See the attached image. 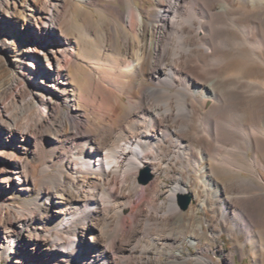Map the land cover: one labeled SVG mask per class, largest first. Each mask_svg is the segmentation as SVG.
<instances>
[{
	"label": "bare ground",
	"instance_id": "bare-ground-1",
	"mask_svg": "<svg viewBox=\"0 0 264 264\" xmlns=\"http://www.w3.org/2000/svg\"><path fill=\"white\" fill-rule=\"evenodd\" d=\"M123 1L0 0V198L37 192L0 202V263L217 264L205 224L263 253L264 0Z\"/></svg>",
	"mask_w": 264,
	"mask_h": 264
},
{
	"label": "rangeland",
	"instance_id": "rangeland-1",
	"mask_svg": "<svg viewBox=\"0 0 264 264\" xmlns=\"http://www.w3.org/2000/svg\"><path fill=\"white\" fill-rule=\"evenodd\" d=\"M150 1H155V0H150ZM71 6H74V4L71 2L70 3ZM133 6V7H142V0H124L121 4V9L124 12H127L128 9ZM83 7L87 8V6L83 5ZM144 7H149L150 9L153 8L152 4H145ZM155 8V7H154ZM153 13V11L151 12ZM107 17V15H105ZM96 19L97 22H99L101 20V16L96 15ZM248 24L252 25L254 24L252 21L247 20ZM19 31L17 39L19 40V42H24V40L22 39V33L24 31H22V29L24 30L22 24V20L19 19ZM68 25V24H67ZM262 25V29L264 30V23L261 24ZM68 29L70 31L73 30V25L71 23H69L68 25ZM24 37V36H23ZM262 39H264V33L261 35ZM154 49V47H153ZM154 53V52H153ZM234 54V52L232 53ZM5 67H2V71L0 74H5ZM1 76V75H0ZM52 99L54 101H56V99L54 97H52ZM50 112L49 109L46 110V113ZM255 156V151L252 150V148H249V152L248 154L245 156L243 154H239L238 155V159L240 161L241 164H244L247 167H250V171H252V167L250 165L251 160L253 159V157ZM45 156L42 157V159L40 161H35V159L30 158L29 161L31 162L34 171L36 172L37 176L40 177V170L42 167V164L44 163ZM176 171H180V169H175ZM184 174L187 175L188 172L184 171ZM244 176L247 177H253L252 172H245L243 173ZM151 180V174L148 170L146 169H142L141 172L138 175V182L140 183V185H145L144 182L142 180ZM165 180V184L163 186V191H166L167 188L169 186H171L173 184L172 180L164 178ZM264 187V185H263ZM37 189H39V185L37 186ZM250 191L249 189H247V192ZM255 193H257V191H253ZM253 192H249V193H253ZM2 197L0 198V202H2V199H7V203L13 206H17V207H29L30 206V202H32L33 199H35L37 197V192L33 191L30 195L28 194H23V193H13L10 194L8 192L3 191L2 193ZM180 197H189L190 196L188 194H179L176 198L178 207L183 211L186 212L188 210V208L194 203L195 201H193L190 198V204L189 207L186 210H183L180 206ZM161 200H167L168 196H161L160 197ZM200 215L207 217L209 219H211L212 221V214L210 212H208V210H206V212L204 211H200ZM254 215L256 217V219L259 221V223L264 226V198L261 201V203L259 204L258 207H255L254 210ZM210 226H208L207 224H205L204 228H205V232H206V237L202 240L201 243H197L196 247H191L188 243L186 242H182L179 245H174L175 247L173 248V251L176 252L178 249H180L181 247H191V250L193 252L197 251V247L200 248H207L209 250L208 253H206L207 256H209L211 259H213L217 264H229V261L231 260L233 263L232 264H264V239L260 240V244L263 246V253H256L255 250L258 247L257 244L253 245L251 242H248V234L246 233L245 230L243 229H236L235 233L239 239V243L235 245V243L233 242V239L231 237V235H229V233L227 232H220L216 235L217 239L216 241H212L209 238L212 236V230L209 228ZM257 229H259L257 227ZM176 249V250H175ZM186 250V248H185ZM263 254V255H262ZM0 264H10V262L6 259H2Z\"/></svg>",
	"mask_w": 264,
	"mask_h": 264
},
{
	"label": "water",
	"instance_id": "water-1",
	"mask_svg": "<svg viewBox=\"0 0 264 264\" xmlns=\"http://www.w3.org/2000/svg\"><path fill=\"white\" fill-rule=\"evenodd\" d=\"M144 182V184H147L149 181L146 180H142ZM190 204V198L189 197H180V206L183 210H186L189 207Z\"/></svg>",
	"mask_w": 264,
	"mask_h": 264
}]
</instances>
